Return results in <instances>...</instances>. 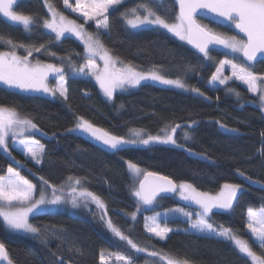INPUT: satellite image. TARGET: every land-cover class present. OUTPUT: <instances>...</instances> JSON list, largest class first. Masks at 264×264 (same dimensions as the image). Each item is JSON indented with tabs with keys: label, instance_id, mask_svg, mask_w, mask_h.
I'll use <instances>...</instances> for the list:
<instances>
[{
	"label": "trees",
	"instance_id": "16d2710c",
	"mask_svg": "<svg viewBox=\"0 0 264 264\" xmlns=\"http://www.w3.org/2000/svg\"><path fill=\"white\" fill-rule=\"evenodd\" d=\"M50 2L60 12L66 11L63 0ZM142 2L149 3L161 16L177 12L172 0H165L162 6H157L153 0H128L117 10L109 11L110 31L100 33L101 42L113 56L131 62L139 70L147 71L153 65L159 66L168 78L179 76L190 87L200 89L205 96L146 83L136 90L117 93L112 101H108L91 77H74L67 57L70 56L71 62L80 66L85 62V48L68 35H65L68 38L56 41L55 35L45 30L42 21L49 18L50 13L44 0H19L14 10L33 15L37 24L31 32H26L22 26H12L0 14V35L26 45L38 47L44 44L45 48L40 52H33L32 60L39 59L42 63L58 66L63 64L69 99L60 102L45 95L7 89L0 84V105L16 107L22 114L29 115L47 134H34V138L45 146L46 155L40 165L29 161L12 146H9L11 156L0 150V175H5L11 166L37 187L41 184L40 176L54 185H64L69 176L86 178L82 183L105 202L107 216L113 223L149 251L162 250L177 258H187L193 264H252L228 241L184 233L182 230L187 228V223L180 219L167 222L168 227L180 231H173L168 239L160 240L145 232L146 214L140 211L135 221L131 218L130 213L136 210L137 202L131 194L132 179L126 167L127 161L147 171L168 176L177 183H192L199 190L212 194H216L225 183L241 184L243 191L237 195L232 211L213 212L211 222L231 227L258 254L261 251L246 231V223L249 207L259 209L264 206V153L261 152L264 148V136L261 135L264 132V110L256 103V97L236 81L213 87L210 79L218 64L204 59L187 43H181L157 28L128 29L121 13ZM199 22L217 32L235 35L231 25L220 26L205 20ZM86 27L96 32L94 23H88ZM7 50L0 45V51ZM17 54L25 55L24 49L20 48ZM210 55L215 61L231 59L245 63L239 56L223 49L210 50ZM61 57L65 59L61 60ZM186 65H191V68H186ZM249 70L264 75V61L249 67ZM228 87L240 93L239 99L232 92L231 95L227 93ZM79 116L125 137L133 128L159 135L166 125L180 124L175 138L178 144L185 147L157 142L148 147L129 144L116 152H105L77 131H68L75 127ZM220 124L236 131L221 128ZM185 131L192 136L188 144L183 141ZM186 148L199 155L187 152ZM15 161H20V164ZM240 171L260 183L247 182L240 176ZM179 206H182L181 202L174 198H163L160 210ZM184 206L188 210H198L187 204ZM101 215L95 203H89L87 207L81 204L74 214L68 211L35 214L30 223L66 230V237L62 233L58 236L42 233L47 236L46 240L7 231L0 218V242L6 246L13 264H57V257H62L64 264H99L101 252L130 256L134 264H163L159 258L137 253L126 242L120 241L108 230ZM70 245L80 248L81 253L70 251Z\"/></svg>",
	"mask_w": 264,
	"mask_h": 264
},
{
	"label": "snow or ice",
	"instance_id": "6c2138e0",
	"mask_svg": "<svg viewBox=\"0 0 264 264\" xmlns=\"http://www.w3.org/2000/svg\"><path fill=\"white\" fill-rule=\"evenodd\" d=\"M175 2L178 5V12L173 14L166 13L161 16L149 3L142 2L129 11L121 13V16L132 29L156 26L167 30V33L178 37L180 41H186L198 53L202 54L204 59L213 60L218 64L215 73L211 75V83L219 82V84L228 85L229 81L233 80L242 82L247 86V90L257 97L261 109L264 110V75H258L249 70L258 57L264 58V0H175ZM17 3L18 0H0V14L12 26H22L24 31L31 32L32 27L37 24V20L33 15H24L15 11L14 6ZM155 3L157 6H162L164 0H155ZM44 4L47 6L50 17L43 19L42 26L55 34V40L60 41L62 38H68L65 36L68 33L81 41L85 47L86 57L82 65L76 66L71 62V57H67L74 77L81 75L94 77L104 95L109 99L114 97L117 90L124 91L129 87L140 86L142 81L159 82L163 85L190 90L201 97L205 96L200 89L190 87L179 76L176 79H170L161 74L159 66L153 65L147 71H138L137 66L131 62H125L119 56H113L111 50L104 46L99 36L87 31L84 24H78L75 20L69 19L57 10L50 0H44ZM63 4L73 12H79L85 23L89 20L95 21L97 30L110 31L109 10H117L119 6L125 4V0H75V7L69 3V0H63ZM140 10L143 11V14ZM198 16L213 19V22H218L216 18H220L243 34V38L217 32L207 25L201 24L197 19ZM0 45L9 49L0 51V84L6 86L7 89L42 92L52 97L59 95L65 101L69 99L68 80L64 74L63 64L57 66L56 64L42 63L39 59H36L35 62L30 60L33 52H40L45 48L44 44H40L38 47L26 45L0 35ZM210 46L213 50L218 46L228 49L231 53L238 54L245 63L238 64L227 59L215 61V58L210 55ZM20 48L24 49L26 55H17L16 50ZM51 55L55 56L56 54L51 53ZM97 58L103 61L102 68L96 63ZM60 59L65 58L61 57ZM185 67L190 69L191 65ZM225 67L231 69V75L223 74ZM49 76L56 79L55 85H49ZM227 91L235 93L237 97L240 96V93L232 87H228ZM205 98L211 99L210 97ZM192 123L195 124L196 121H192ZM220 127L227 129L224 124H220ZM178 128H181L180 124L166 125L161 129L163 135L147 134L146 138L144 129L133 128L129 129V133L130 137L134 138H129L115 135L79 116L75 127L68 131L87 134L113 150H119L129 144L148 145L153 142L172 144L183 148L185 146L178 144L175 138ZM227 130L236 131L235 129ZM36 132L47 135L29 115L22 114L16 107L0 105V150L11 156L9 151V142H11L26 158L36 165H40L46 152L45 146L34 138ZM261 135L264 136V132ZM184 139H191L187 132L184 133ZM186 151L193 155H199L194 153L191 148H186ZM261 152L264 153V148L261 149ZM11 158L15 160V157ZM15 163L20 164V161H15ZM127 167L133 180L131 194L137 198L136 210L130 213L133 221H135L137 213L141 211V206L151 207L158 203L157 197L163 199L161 193L178 192L182 200L198 208L196 211L170 208L164 213L145 217L147 232L154 234L160 240L168 239L169 233L180 231L167 226L169 213H179L189 225V228L183 231L188 234L202 235L205 238H222L224 241L231 242L241 254L250 259L252 264H264V206L259 209L252 207L247 209L246 227L253 237V242L260 248V254L231 227L215 225L211 222L214 209H232L237 193L243 191L241 184L225 183L216 194H212L199 190L192 183L177 184L170 177L142 169L132 161H127ZM29 171L31 170L29 169ZM239 174L247 182L260 183V181L253 180L251 176H246L242 171ZM85 179L69 176L64 185H54L40 176L41 187L37 191L36 184L22 176L16 168L9 166L6 175H0L2 226L7 231L30 233L44 240L47 239V236L42 233H49L53 236L62 233L66 237L65 229L58 226H37L30 223L29 217L49 206L70 203L73 208H77L81 204L87 207L89 203H95L102 212L101 219L105 221L108 230L120 241L126 242L137 253H147L150 257L159 258L163 264H193L187 258H177L163 253L162 250L149 251L147 247H142L134 242L125 230L114 224L113 220L107 216L105 202L100 196L84 186L82 180ZM69 250L81 253L80 248H73L71 245ZM53 255L55 256V254ZM112 258L122 261L123 264H134L130 256L115 253L106 255L104 252L100 253V264H109V260ZM0 261L13 264V260L2 242H0ZM57 264H64L62 257H57Z\"/></svg>",
	"mask_w": 264,
	"mask_h": 264
},
{
	"label": "rangeland",
	"instance_id": "374dc122",
	"mask_svg": "<svg viewBox=\"0 0 264 264\" xmlns=\"http://www.w3.org/2000/svg\"><path fill=\"white\" fill-rule=\"evenodd\" d=\"M19 1V0H18ZM126 1H128V0H125V2ZM153 1H155V0H153ZM165 1V0H164ZM69 3L70 4H72L73 5V7H75V0H69ZM65 7V6H64ZM65 12H63V14L65 15V16H67L69 19H72V20H75L78 24H84V27H85V29L87 30V31H89V32H91L87 27H86V25L88 24V23H94V27H95V21H92V20H89L87 23H85V21H84V18L81 16V14L79 13V12H73L71 9H68V8H66L65 7ZM110 11V10H109ZM141 11V14H143V11L142 10H140ZM69 14H72L73 16H70ZM2 15V14H1ZM3 17V16H2ZM6 21H7V19L5 18V17H3ZM125 25H126V27L128 28V29H130V30H140V29H145V28H157L156 26H146V27H141V28H138V29H132V28H130L127 24H126V22H125ZM96 28V27H95ZM157 29H159V30H162V31H164V32H166L167 33V30H165V29H161V28H157ZM46 31H48V32H50V30H48V29H45ZM103 31H106L105 29H99V30H97V28H96V32H92V33H94V34H96V35H98V36H100V33L101 32H103ZM51 33V32H50ZM52 34H54V33H52ZM168 34H170L171 36H173L171 33H168ZM55 35V34H54ZM65 35H68V36H71L70 34H68V33H66ZM71 37H73V38H75L77 41H79L76 37H74V36H71ZM177 41H179V42H181V43H187L186 41H180L179 40V38L178 37H175V36H173ZM239 37V36H238ZM240 38V37H239ZM82 45H83V43L81 42V41H79ZM84 46V45H83ZM85 48V47H84ZM19 49H17L16 51H18ZM223 50H225V51H227L228 53H230V54H232V55H234V56H239L238 54H234V53H231V51L230 50H228V49H224L223 48ZM85 53H86V51H85ZM18 55V54H17ZM25 55H26V52H25ZM241 58V57H240ZM30 60H32V57H30ZM227 60H231V59H227ZM33 62H35V60H32ZM234 63H238V64H241L239 61H236V60H232ZM96 63L102 68L103 67V61L102 60H100L99 58H97L96 59ZM46 64V63H45ZM58 66V65H57ZM137 70L138 71H142V70H139L138 68H137ZM161 74H162V72H161ZM225 76H229V75H231V69L230 68H228V67H225V70H224V73H223ZM79 77H82V78H92L93 79V81L98 85V87L100 88V86H99V83L95 80V78L94 77H92V76H83V75H81V76H79ZM67 79V78H66ZM234 81H236V80H233V81H229V83L230 82H234ZM236 82H238V83H240L241 85H243L244 87H246L247 88V86L246 85H244L242 82H240V81H236ZM48 83H49V85H55L56 84V79L53 77V76H49V80H48ZM146 83H148V84H153V85H156V86H159V87H163V88H172V89H177V90H181V91H184V92H190V90H185V89H179V88H176V87H174V86H169V85H163V84H161V83H159V82H153V81H142L141 82V85L142 84H146ZM213 84V83H212ZM2 85V84H1ZM4 86V85H3ZM214 86H223V84H219V82H216L215 84H213V87ZM6 87V86H5ZM138 87L139 86H137V87H129V88H127L126 90H124V91H121V90H117V92L114 94V96L117 94V93H127V92H130V91H133V90H136V89H138ZM11 90H16V91H22V90H18V89H11ZM100 90H101V92H102V94H103V96L108 100V101H112V99L114 98H112V99H109L107 96H105L104 95V93H103V90L100 88ZM22 92H24V91H22ZM24 93H28V94H37V95H45V96H48V97H50V98H53V99H55V100H58V101H60V102H63L64 101V99L63 98H61V97H59V95H57L56 97H52V96H50V95H48V94H45V93H42V92H24ZM227 93L229 94V95H231V92H229V91H227ZM233 93V92H232ZM233 94H235V93H233ZM252 94V93H251ZM85 95H88L87 93H85ZM254 95V94H253ZM236 96V95H235ZM255 96V95H254ZM256 97V96H255ZM236 98H238L239 99V97H237L236 96ZM256 103L257 104H259L258 103V100H257V97H256ZM185 132H187L188 134H189V136L191 137V139H188V140H185L184 139V134H183V141H184V143H190L191 142V140H192V136H191V133L189 132V131H185ZM184 132V133H185ZM148 133H146L145 132V138H146V135H147ZM27 135V134H26ZM159 135H163V133H161V134H159ZM126 137H129V138H134V137H130V133H128V135L126 136ZM10 140H11V138H10ZM155 143H157V142H153V143H150V144H148V145H143L144 147H148V146H151V145H153V144H155ZM9 146H12L13 148H15V149H18L19 150V148L16 146V145H14V144H12L11 142H9ZM21 152V151H20ZM22 153V152H21ZM23 154V153H22ZM29 161H31L29 158H27ZM31 162H33V161H31ZM34 163V162H33ZM126 167H127V162H126ZM127 169H128V167H127ZM129 171V170H128ZM130 173V172H129ZM6 175V174H5ZM131 179H132V177H131ZM132 184H133V180H132ZM40 187H41V184H40V186L39 187H37V191H39V189H40ZM240 193V192H239ZM239 193H237V195L239 194ZM136 198V197H135ZM174 199L175 200H177V201H179V202H181V204H182V206H179V207H176V208H185V210L186 211H194V210H188L184 205L185 204H187V205H190L189 204V202H187V201H184V200H182L181 199V197L179 196V193L177 192V194L174 196ZM235 201V200H234ZM234 201H233V204H234ZM136 202H137V198H136ZM161 204H162V199L160 198V199H158V203L157 204H155V205H153V206H151V207H146V206H141V212L143 213V214H146V217H152V216H155L156 215V213H164V212H166L167 210H160V207H161ZM190 206H192V207H195V208H197V206H195V205H190ZM75 209H77V208H73L72 206H71V204L69 203V204H64V205H61V206H49V207H47V208H44L43 210H41V211H39V212H37V213H34L33 215H35V214H38V213H42V212H48V211H68L69 213H71V214H74L75 213ZM198 209V208H197ZM232 209H233V207H232ZM232 209H227V210H225V209H214L213 210V212H215V211H223V212H231L232 211ZM147 212H149V213H147ZM33 215H31L30 217H29V221H30V218L33 216ZM177 219H180V220H182V221H184V222H186V220H185V218L181 215V214H179V213H169V219H168V221H170V220H177ZM1 220H2V218H1ZM187 223V222H186ZM161 224H163V221H161ZM189 228V225L187 224V228L186 229H188ZM184 230V229H183ZM182 230V231H183ZM246 231L248 232V233H250L249 232V230L246 228ZM145 232L148 234V235H150V236H152V237H155L154 236V234H152V233H149V232H147V230H146V228H145ZM184 233H187V232H185V231H183ZM21 233H23V232H21ZM24 235H28V236H34L33 234H30V233H23ZM196 235H198V234H196ZM202 236V235H201ZM155 238H157V237H155ZM159 239V238H158ZM218 239H222V238H218ZM243 239V238H242ZM223 240V239H222ZM231 243V242H230ZM232 244V243H231ZM233 245V244H232ZM234 246V245H233ZM235 247V246H234ZM239 251V250H238ZM107 254H109V253H107ZM106 254V255H107ZM99 264H100V261H99ZM109 264H123V262L122 261H117V260H115L114 258H112L111 259V261L109 262Z\"/></svg>",
	"mask_w": 264,
	"mask_h": 264
},
{
	"label": "water",
	"instance_id": "95a60500",
	"mask_svg": "<svg viewBox=\"0 0 264 264\" xmlns=\"http://www.w3.org/2000/svg\"><path fill=\"white\" fill-rule=\"evenodd\" d=\"M175 7L177 8V12H178V5L176 4L175 0H172ZM198 20H205L207 22H211V23H214V24H217V25H220V26H228L229 24L225 21H223L222 19L220 18H216L218 20V22H213V19H208V18H203V17H200L198 16L197 17ZM234 33L235 35L239 36L240 38H243V34L239 33V31L237 29L234 28ZM188 44V43H187ZM188 46L193 50L195 51L197 54H199L200 56H202V54L198 53V51L190 44H188ZM219 49H223V47H220L218 46L215 50H219ZM210 50H213L212 46H210ZM203 57V56H202ZM243 60V59H242ZM260 61H264V58H261V57H258L257 61L254 63V65ZM78 134L83 137L85 140H87L89 143H91L92 145H94L95 147L105 151V152H109V153H113V152H116L117 150H113V149H109L107 146L103 145L102 143L96 141L94 138H91L90 136H88L87 134H84V133H81L79 131H77ZM162 175V174H160ZM164 176V175H163ZM173 180V179H172ZM174 181V180H173ZM176 182V181H175ZM177 183V182H176ZM179 184V183H177ZM177 193H161V197H164V198H174V196L176 195ZM160 199V197H157V200ZM0 264H6V262L4 261H0Z\"/></svg>",
	"mask_w": 264,
	"mask_h": 264
},
{
	"label": "built area",
	"instance_id": "2783aa9c",
	"mask_svg": "<svg viewBox=\"0 0 264 264\" xmlns=\"http://www.w3.org/2000/svg\"><path fill=\"white\" fill-rule=\"evenodd\" d=\"M111 261V259L109 260V262Z\"/></svg>",
	"mask_w": 264,
	"mask_h": 264
}]
</instances>
